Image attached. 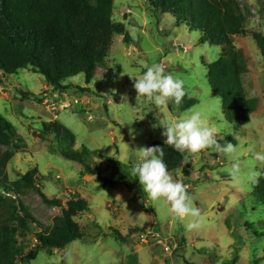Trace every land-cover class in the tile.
I'll return each instance as SVG.
<instances>
[{"label": "rangeland", "instance_id": "374dc122", "mask_svg": "<svg viewBox=\"0 0 264 264\" xmlns=\"http://www.w3.org/2000/svg\"><path fill=\"white\" fill-rule=\"evenodd\" d=\"M239 2L249 12L243 24L245 33L232 39L245 55L247 71L242 82L246 95L257 96L258 102L247 121L230 123L225 131L231 133L220 142L237 145L236 155L246 175H260L255 183L238 184L222 171L229 161L218 153H183L181 166L170 174L186 187L200 209L199 229L187 230L186 222L177 221L169 213L168 204L147 199L130 167L139 148L149 147L152 140L164 142L163 124L191 110L200 111L210 125L218 123L215 110L221 109V100L211 95L206 79V65L219 57L218 45L200 42L197 30L153 9L150 0H113L112 19L124 25L128 41L123 34H113L104 70L91 82L86 83L84 75L78 74L66 80L71 86L57 90L29 68L13 73L0 70V112L21 137L17 145L0 147L1 151L12 152L5 166V182L10 185L21 174L36 169L37 184L47 196L65 203L71 196L80 195L89 204L88 211L74 218L83 231L81 239L63 249H42L28 264H65L63 258L68 252L72 254L70 264H135V251L139 264H148L144 251L137 248L152 242H159L160 251L165 252L164 264L170 259L179 264L183 259L207 264L208 257H216L215 264H264V207L252 194L264 170L252 159V153L264 151V67L252 37L253 32L264 34V0ZM152 64L183 80L187 93L197 103L180 112L171 101L157 109L137 96L135 77ZM51 120L74 135L72 143L56 140L53 135L46 139L38 135L42 122ZM58 147L99 150L86 157L93 171L81 175L83 164L54 151ZM97 174L120 183L100 187ZM18 197L34 218L25 237H18L28 252L37 244L35 232L50 225L61 209L44 203L32 188H23ZM134 226L160 233L161 237L139 241L137 232L131 231ZM113 230L126 236L125 241H120Z\"/></svg>", "mask_w": 264, "mask_h": 264}, {"label": "trees", "instance_id": "16d2710c", "mask_svg": "<svg viewBox=\"0 0 264 264\" xmlns=\"http://www.w3.org/2000/svg\"><path fill=\"white\" fill-rule=\"evenodd\" d=\"M155 10L172 15L176 21H183L192 30L199 32L200 42H209L220 48L219 57L206 65V79L211 95L221 100V110L229 123L237 125L249 119L255 111L258 97L247 96L242 76L247 71L244 52L232 39L245 33L243 24L249 10L239 0H150ZM113 0H0V70L13 73L29 68L43 75L45 83L57 90H65L71 84L68 78L84 75L86 83L104 70L113 34L128 33L122 23L112 19ZM252 37L259 48L264 67V34L253 32ZM197 103L187 93L178 106L180 112ZM42 139L53 135L54 139L72 143L74 135L56 120L42 122L38 132ZM21 137L7 118L0 112V147L18 144ZM159 146L164 151L163 160L169 172L179 168L185 159L163 141L152 140L149 147ZM66 159L81 162L85 172H92L86 157L99 150H65L53 148ZM12 157L10 150H0V264H28L44 249H63L70 242L81 239L84 234L75 221L78 213L89 210L88 201L73 195L63 203L57 197L47 196L37 184V170L30 169L21 174L12 184H7L5 166ZM182 172L187 174V169ZM99 186H114L120 181L97 174ZM23 188L34 189L42 201L50 206L60 207L50 225L35 232L37 244L28 252L22 239L34 221L28 207L18 197ZM264 207V170L252 192ZM120 241L126 236L113 230ZM131 231H144L134 226ZM130 231V232H131ZM216 258V257H215ZM214 258V259H215ZM208 257L207 264H215ZM236 259V258H233ZM183 264H195L183 259Z\"/></svg>", "mask_w": 264, "mask_h": 264}, {"label": "clouds", "instance_id": "9594fccd", "mask_svg": "<svg viewBox=\"0 0 264 264\" xmlns=\"http://www.w3.org/2000/svg\"><path fill=\"white\" fill-rule=\"evenodd\" d=\"M133 87L137 96L154 105L155 108L166 106L170 101L176 106L182 103L186 95L184 81L166 73L159 64L148 66L141 76L135 77ZM218 123L208 124L200 111L191 110L182 118L163 124L164 144L180 153L196 154L204 150L218 153L219 157L229 161V166L222 171L238 184L255 183L258 172L245 174L237 157V145L220 141L225 131L231 127L222 110H215ZM155 127V125H154ZM164 151L159 146L141 147L131 162L130 173L137 178L146 198L152 202L164 201L169 205V213L179 222L185 223L187 230L199 229L202 224L200 209L194 205L186 187L173 179L163 160ZM257 165L264 166V151L252 153ZM65 264H70L71 252L64 256Z\"/></svg>", "mask_w": 264, "mask_h": 264}, {"label": "crops", "instance_id": "0c3cea01", "mask_svg": "<svg viewBox=\"0 0 264 264\" xmlns=\"http://www.w3.org/2000/svg\"><path fill=\"white\" fill-rule=\"evenodd\" d=\"M159 242H152L149 243V245H142L139 246L137 249L138 250H143L145 253V258L144 261L148 262V264H164L163 259L166 256L165 252H161L159 249ZM160 252L162 254H160ZM155 253V254H153ZM135 264H139L140 260H139V256L138 253L135 251ZM169 264H179L178 260L177 261H172V259H170V263Z\"/></svg>", "mask_w": 264, "mask_h": 264}, {"label": "built area", "instance_id": "2783aa9c", "mask_svg": "<svg viewBox=\"0 0 264 264\" xmlns=\"http://www.w3.org/2000/svg\"><path fill=\"white\" fill-rule=\"evenodd\" d=\"M44 96H47V93H45ZM136 232H137L136 239H138L139 241H146L150 237H152V239L161 237L160 233H154V232H152L150 230H146V229H144V231H136ZM165 250H168V246L165 247Z\"/></svg>", "mask_w": 264, "mask_h": 264}]
</instances>
